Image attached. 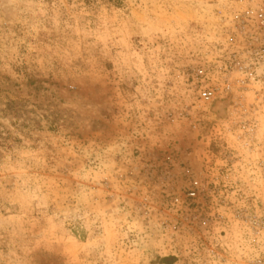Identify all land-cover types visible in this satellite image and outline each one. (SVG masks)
<instances>
[{
    "label": "rangeland",
    "instance_id": "1",
    "mask_svg": "<svg viewBox=\"0 0 264 264\" xmlns=\"http://www.w3.org/2000/svg\"><path fill=\"white\" fill-rule=\"evenodd\" d=\"M235 11L0 0V264H257L235 216L264 95L225 88Z\"/></svg>",
    "mask_w": 264,
    "mask_h": 264
},
{
    "label": "built area",
    "instance_id": "2",
    "mask_svg": "<svg viewBox=\"0 0 264 264\" xmlns=\"http://www.w3.org/2000/svg\"><path fill=\"white\" fill-rule=\"evenodd\" d=\"M236 6L235 30L240 39V48L231 54L229 61L233 67L226 70L227 77L225 88L229 86L231 74L236 77L235 83L240 90L252 91L254 95H264V0H225ZM222 93H224L222 91ZM229 93V92H225ZM215 95V91L204 92L203 99L209 101ZM244 115V114H242ZM239 118V117H237ZM246 121L232 124L247 131L248 139L256 135L258 124H244ZM240 123V124H239ZM257 144V153L262 155V159L257 160L253 166V194L250 198L252 205L251 212L244 216L240 211L235 218L243 221L251 238V248L258 253L257 264H264V135L260 136ZM197 183L193 184L188 194L189 197L196 196L195 189Z\"/></svg>",
    "mask_w": 264,
    "mask_h": 264
}]
</instances>
